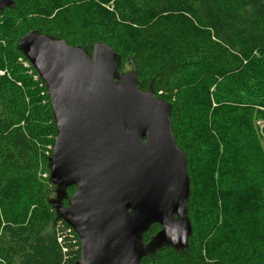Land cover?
Here are the masks:
<instances>
[{"label": "trees", "instance_id": "obj_1", "mask_svg": "<svg viewBox=\"0 0 264 264\" xmlns=\"http://www.w3.org/2000/svg\"><path fill=\"white\" fill-rule=\"evenodd\" d=\"M13 1L0 13V264H77L81 254L51 204L58 128L47 88L18 48L31 32L89 52L109 46L120 72L130 67L142 91L153 87L172 107L192 234L188 249L141 264H264V243L230 215L241 208L231 204L247 202L264 232V0ZM160 231L152 225L144 244Z\"/></svg>", "mask_w": 264, "mask_h": 264}, {"label": "water", "instance_id": "obj_2", "mask_svg": "<svg viewBox=\"0 0 264 264\" xmlns=\"http://www.w3.org/2000/svg\"><path fill=\"white\" fill-rule=\"evenodd\" d=\"M14 6L0 0V13ZM18 48L50 98L58 128L51 204L79 238L77 264H141L165 248L188 249L190 178L171 105L153 87L142 91L135 71L120 72L107 45L89 52L31 32ZM70 187L76 192L65 205ZM154 224L161 231L145 245Z\"/></svg>", "mask_w": 264, "mask_h": 264}, {"label": "rangeland", "instance_id": "obj_3", "mask_svg": "<svg viewBox=\"0 0 264 264\" xmlns=\"http://www.w3.org/2000/svg\"><path fill=\"white\" fill-rule=\"evenodd\" d=\"M129 71H132L130 67H126V70L124 72H129ZM214 90L212 89L211 90V93L213 92ZM197 101V99H196ZM257 125L261 127V129L263 128L264 126V122L261 121V122H257ZM262 147L264 149V137H262ZM205 190H206V193L208 194L210 191H211V185L208 186L206 185L205 187ZM247 202H244L242 205H239V204H231L233 205L234 209L235 210H238L239 207L241 206L240 208V214H237L236 212H232L230 211V215L233 216L234 218L237 216L239 217V221L243 222L241 225H240V228L239 230L240 231H246V232H249L251 234H256V235H253V239H257L258 241H262L264 243V232H262V228H261V221H260V218H259V212L258 210L254 207V206H251L249 205L250 207L248 208L247 205ZM227 208L225 207V210ZM223 209L219 210V212H222Z\"/></svg>", "mask_w": 264, "mask_h": 264}, {"label": "bare ground", "instance_id": "obj_4", "mask_svg": "<svg viewBox=\"0 0 264 264\" xmlns=\"http://www.w3.org/2000/svg\"><path fill=\"white\" fill-rule=\"evenodd\" d=\"M53 150V149H52ZM53 153V152H52Z\"/></svg>", "mask_w": 264, "mask_h": 264}]
</instances>
